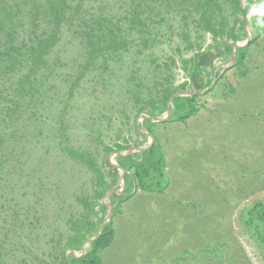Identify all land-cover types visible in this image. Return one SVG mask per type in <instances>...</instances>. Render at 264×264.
<instances>
[{"label":"rangeland","instance_id":"1","mask_svg":"<svg viewBox=\"0 0 264 264\" xmlns=\"http://www.w3.org/2000/svg\"><path fill=\"white\" fill-rule=\"evenodd\" d=\"M104 1V15L126 24L121 58L89 66L76 79L71 67L78 63L69 56L77 42L63 46L45 97L18 113L23 124L4 120L10 101L5 93L0 98V264H62L69 238L83 231L95 236L108 211L99 200L111 205L110 190L102 194L93 173L63 149L88 152L98 167L104 157L115 160L104 149L113 143L139 152L148 138L140 139L134 124L150 112V102L188 81L198 52L214 56L202 67L201 82H212L217 71L221 78L199 93L198 112L185 124L158 118L164 113L152 119L169 183L162 195L137 189L110 216L117 236L101 252L102 264H264L263 249L240 219L244 207L264 200V22L246 61L229 68L230 31L241 21L233 1L215 8L225 25L217 43L197 21L202 2L158 0L157 10L145 7L151 37L143 43V31L124 18L129 0ZM246 2L239 0L241 7ZM98 5L89 3L88 14L98 13ZM118 187L119 181L111 190ZM209 240L212 252L203 249Z\"/></svg>","mask_w":264,"mask_h":264},{"label":"trees","instance_id":"2","mask_svg":"<svg viewBox=\"0 0 264 264\" xmlns=\"http://www.w3.org/2000/svg\"><path fill=\"white\" fill-rule=\"evenodd\" d=\"M158 0H129L128 10L124 16L128 27H138L141 40L146 43L150 40L147 33V22L151 16L143 12L145 7L157 10ZM174 0H167L171 3ZM188 3H200V11L197 12L198 23L203 24V31L211 35L213 42L217 43L219 37L225 33L224 16L219 15L216 7L225 5L220 0H181ZM233 1L236 11L241 15V21L236 28H232L229 38L231 43L227 45L228 52L237 41H245V30L248 8L254 0H247L246 8L241 7L239 0ZM99 3L98 13L88 14L86 7L89 3ZM102 5V6H101ZM257 9L248 20V28L251 29V37L247 43L237 44L234 51L232 66H241L247 59L248 53L260 39L263 32L264 0H258ZM104 0H0V98L3 93L9 97L10 103L6 105L9 115L5 121L11 125L23 124L25 119L18 114L25 110L26 103L38 105L45 97L48 74L54 71V67L63 62V46L76 41L77 51L71 52L69 60L78 63L72 66V75L78 79L85 69L92 65L108 66L112 58H121L120 49L128 44V34L122 31L119 21L112 22L104 15ZM219 12L221 10L219 9ZM152 13H148L151 15ZM192 15V14H191ZM67 38V39H66ZM227 43V41H226ZM77 55V56H73ZM214 56L206 52H198L193 57V65L189 72V79L172 91L166 92L159 101L150 102V112L144 115L141 124L137 123L135 129L140 139L147 140L144 132H139L140 126L152 137V142L132 154L122 153L126 151L123 145L113 143L111 147H104L106 154H114L115 160L104 157L102 165L97 166L88 152H78L70 147L63 149L74 161H81L96 178L102 188V194L113 189L119 181V170L122 171L123 185L120 192L110 194L109 200L112 206L111 216L120 212V205L130 200L137 189L144 193L160 194L165 192L169 183L165 173V155L156 137L153 127L155 119L164 113L167 101L171 98L170 113L164 121L185 124L186 121L198 112V95L211 82L202 81V67L212 65ZM73 65V64H72ZM217 71L214 78H221ZM217 81L210 88L217 85ZM74 85L68 86L69 96L72 94ZM147 105V106H148ZM140 113L144 108L139 109ZM6 113V115L8 114ZM1 119V118H0ZM60 132H64L65 125L60 122ZM143 142L138 144L142 146ZM105 178L109 180L106 183ZM120 187H118L119 189ZM117 189V190H118ZM99 204L107 208L106 201L102 198ZM241 223L245 232L264 251V200H255L241 211ZM103 216L99 218L101 225ZM97 225V224H96ZM97 225V226H98ZM97 233V228H96ZM87 232L69 238L64 244V251L74 250L75 253H62V264H102L101 252L111 245L115 237L113 220L104 226L97 238L89 243L87 251L79 254L86 240ZM210 252L216 250V245L210 240L204 244V248ZM227 255V254H225Z\"/></svg>","mask_w":264,"mask_h":264},{"label":"water","instance_id":"3","mask_svg":"<svg viewBox=\"0 0 264 264\" xmlns=\"http://www.w3.org/2000/svg\"><path fill=\"white\" fill-rule=\"evenodd\" d=\"M257 3H258V0H254V1L252 2L251 6L249 7L248 14H247V16H246V20H245V21H246V23H245V30H246V33H247V37H248V38H247L244 42L237 41V42L234 44V46H233V48H232L231 55H230L229 63L226 64L225 67L232 66L233 61H234V51H235V47H236V45H237V44H244V43H247V42L249 41L248 20H249L251 14L253 13V8H254V6H255ZM215 80H216V78H214V79L212 80V82H211L209 88H211V87L213 86V84L215 83ZM204 91H205V90H204ZM170 101H171V98H170L169 102L167 103V108H166V111L164 112V115H163V116H160V117H158V118L161 119V118H163V117H166V116L170 113V106H169V105H170V104H169ZM145 134H146L147 137H148V142H146V144H144V145H142V146H140V147H137L138 150L144 148L146 145H149V144L152 142V137H151V135H149L147 132H145ZM134 152H136V149H132V150H130V151H122V153H127V154H132V153H134ZM116 155H117V153H114L113 156L115 157ZM122 185H123V176H122V171L119 170V187H120V188H119L118 190H116V191H115V190H110V193H113V192H120L121 189H122ZM106 204H107V206H108V211H107V214L104 216L103 221H102V223H101V225H100V227H99L97 233L95 234V236H93V237H91V238H89L88 240L85 241V243H84V245H83V247H82V250L79 252V254H84V253L87 251V248H88V246H89V243H90L92 240H94L95 238L98 237V235H99V234L101 233V231L103 230L104 226L109 222V220H110V216H111V209H112V207H111V205L109 204L108 201L106 202ZM70 252L75 253L74 250H69V251H67L66 253L68 254V253H70Z\"/></svg>","mask_w":264,"mask_h":264},{"label":"crops","instance_id":"4","mask_svg":"<svg viewBox=\"0 0 264 264\" xmlns=\"http://www.w3.org/2000/svg\"><path fill=\"white\" fill-rule=\"evenodd\" d=\"M116 236H117V233H116V230H115V237H114L115 242H116ZM114 240H113V241H114ZM109 247H110V246H109ZM109 247H107V248L105 249V251L108 250Z\"/></svg>","mask_w":264,"mask_h":264}]
</instances>
